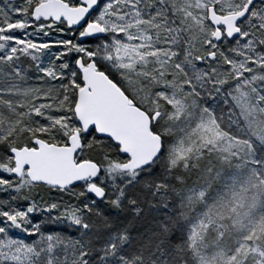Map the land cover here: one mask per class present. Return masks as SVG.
I'll list each match as a JSON object with an SVG mask.
<instances>
[{"label":"snow or ice","instance_id":"1","mask_svg":"<svg viewBox=\"0 0 264 264\" xmlns=\"http://www.w3.org/2000/svg\"><path fill=\"white\" fill-rule=\"evenodd\" d=\"M0 264H264V0H0Z\"/></svg>","mask_w":264,"mask_h":264}]
</instances>
